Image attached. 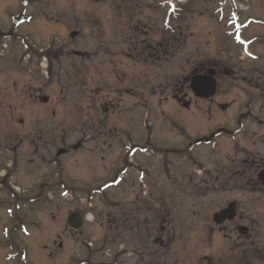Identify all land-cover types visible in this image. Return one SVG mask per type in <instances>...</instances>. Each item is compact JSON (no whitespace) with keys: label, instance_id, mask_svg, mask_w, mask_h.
<instances>
[{"label":"rangeland","instance_id":"obj_1","mask_svg":"<svg viewBox=\"0 0 264 264\" xmlns=\"http://www.w3.org/2000/svg\"><path fill=\"white\" fill-rule=\"evenodd\" d=\"M26 1L27 7L23 8L20 0H0V28L12 29L13 17L24 14L27 24L17 29L19 37L31 32L33 36L28 38L29 44L34 43V47L43 49L46 55V61H41L44 67L39 69L37 51L24 57L22 48L20 53L19 50L15 53L11 51L15 41H8L5 37L0 40V45H3L0 46L3 56L0 59V179L4 173H11L6 177L22 195L14 199L0 189V264H78L84 260V247H80V241L91 244L88 250L92 248L93 254L100 248V252L94 255L98 258L94 263L112 264L115 260H119L120 264H215L218 260L221 264L225 263L227 241L222 239L217 244L210 229L213 226L211 213L219 209L230 195L195 186L196 176L192 175L190 162L176 149H181L190 136L197 134L199 137L200 133L188 127L193 111H184L178 102H194L188 85L182 89L183 80L189 77L194 67L218 61L226 69L234 70L237 81L223 78L212 100L232 107L225 111L219 106L208 118L205 115L209 114L208 106L201 103L198 108L203 121L213 117V121L227 129L229 124L234 126L231 123L238 124L241 119L244 128L247 124L250 128L257 120L264 121L262 94L240 82L251 77L248 74L264 73V0H235V3L234 0H189L185 6L183 0H136L140 4L136 15L126 7V0ZM169 4H175L176 12L171 15L170 25L165 26L162 24L164 11ZM161 5H166L164 11ZM134 22H141L139 27L146 22L153 32L149 38L156 42L164 36L165 42H168L164 48H168L161 49L158 54L153 52L152 46L151 54L144 53L140 48L143 47L141 42L144 37L139 38L137 25H132ZM48 25H55V28L65 26V33L60 28L51 31ZM248 25L246 37L255 36L260 41L247 51L244 44L234 43L233 37L236 28ZM72 31L79 33L78 40L69 39L68 33ZM82 35L84 38L81 39ZM63 47L66 52L55 59L53 54L61 52ZM75 49L85 53L86 57H71L70 51ZM47 54H50L49 59ZM120 54L123 57L116 56ZM251 55L258 57L254 59ZM115 57L119 61L114 64ZM21 59L22 64L19 62ZM50 64L54 75L49 72ZM4 87L7 94L3 91ZM22 88L24 90L20 93ZM38 89L41 94L35 93L34 90ZM85 95L88 99L84 98ZM41 96L48 97L50 102L43 105ZM104 98L103 108L109 113L98 116L100 111L97 107ZM83 99L93 111V116H89V131L82 128L80 119L79 107ZM115 107V110L111 109ZM54 108L64 117L72 111L78 120L71 122L72 114L67 118L70 124L62 122L55 132L53 122H50ZM130 120L132 123L127 128L131 137L127 139V134L123 136L120 128H125L124 124ZM145 123L153 129V140L163 147L152 141L154 145L151 148L155 150L152 156L137 154L131 157L133 165L141 162L145 166L131 170L125 176V185L114 187L105 195L101 193L106 202L124 200L122 208L128 218L134 215L135 207L139 209L136 214L139 226L133 231L128 227L131 232L120 235L108 225L100 227L106 216V209L102 202L99 203L100 195L92 205L90 203L91 209L81 201L84 197H91L85 194L92 189L98 190L101 184L108 181L111 173L121 170L122 167L117 166L122 158L118 146L123 144L127 148L128 144L142 139L144 132H141V124ZM63 129H66L69 140L66 146L60 144ZM252 129L257 134L264 132L263 127ZM246 131L249 130H243L241 136ZM101 134L106 142L100 138ZM35 135H41L42 139L32 141L30 137ZM243 136L234 142L240 152L244 153L245 147L253 153L261 150L257 146L251 147ZM76 143L81 145L78 153L71 154L70 158H59L57 167L50 163L49 154L54 160L57 149L67 150L69 145ZM100 148L102 154L99 153ZM232 150L229 155L234 159L239 153ZM173 151L175 155L170 154ZM227 151L222 148L217 158L219 162ZM43 152L47 158L42 157ZM14 160L17 161V169L28 167L26 163L21 165V161L38 162L37 174L50 175L57 181V187L62 182L65 189L73 190V196L70 192L67 196V190H63L48 195L47 199L52 200L49 202L46 200L48 193L42 190L40 198L35 201L38 206L27 204L24 202L26 197L37 196L39 190H32L34 176L29 181H23L18 178L19 173L13 175ZM210 165L207 162L204 168ZM8 166L12 169H7ZM203 174V178L206 177L207 173ZM43 175L39 176L42 180ZM232 187V197L238 196L240 188L235 184ZM166 210L170 212L168 218L179 229L174 237H163L168 247L159 248L151 244L143 231V224L145 217L150 223ZM74 211L92 214L87 216L78 234L69 235L66 232L67 217ZM113 213L118 215V210ZM261 238H264V233H261ZM104 240L105 246L102 243ZM88 250H85L86 255L91 254ZM221 254L222 258L216 260L215 257ZM115 257L117 259L109 260Z\"/></svg>","mask_w":264,"mask_h":264},{"label":"flooded vegetation","instance_id":"obj_2","mask_svg":"<svg viewBox=\"0 0 264 264\" xmlns=\"http://www.w3.org/2000/svg\"><path fill=\"white\" fill-rule=\"evenodd\" d=\"M141 2V0H138ZM126 7L133 12L134 15L137 14L139 9H136L139 3L137 4L136 0H126ZM158 7V6H157ZM160 8V7H159ZM164 5H161V10H163ZM164 11V10H163ZM20 16V14L16 15ZM14 18V17H13ZM139 23H132V25H137L138 33L140 35L139 38L144 37V41L141 42L140 46L141 50L144 53H150L151 47L153 46V52L158 53L161 51V49H166L168 47L164 48V45L168 42H165V37H160L159 40L153 41V39H150L149 36L151 33V29L147 26L146 22H143V26L139 27ZM14 26V25H13ZM22 26L19 25L17 27H14L15 29H9V30H3L0 28V40L6 38V40L15 41L13 44V48L11 51L19 50V53L22 49L27 51H22V55L24 57L29 55V53L33 52L34 50L37 51L39 64L37 65L38 68L43 69L44 65L41 61H46V55L43 49H36L33 48V45H30L28 42V38L32 37L33 34L31 32L24 33L23 37H19L17 29ZM32 26V25H28ZM50 27L49 30L51 31H57L60 28V31L62 33H65V26H60L59 28H55V25H48ZM67 28V26H66ZM68 32V31H67ZM74 34V35H72ZM69 39L76 41L80 38V35L77 31H72L71 33H68ZM16 36V37H15ZM84 38V35L81 36V39ZM169 39V38H168ZM86 40V38H85ZM22 48V49H21ZM137 50V49H135ZM76 51L80 50H71V57H76L78 59H83L86 57L85 53L83 56L74 55ZM44 52V53H43ZM64 47L61 49V52L58 54H53L55 59L58 58V56H63L61 54L65 53ZM82 52V51H80ZM163 52V51H162ZM21 55V56H22ZM48 55V59L50 54ZM117 57H123L121 54ZM135 56V55H134ZM159 56V55H157ZM0 53V58H2ZM88 57V56H87ZM160 57V56H159ZM124 60V59H123ZM117 58H114V64L117 63ZM134 61V60H133ZM120 64V63H118ZM48 65H47V71H48ZM212 69L215 71V79L217 83V87L221 86L222 79H229L233 78L236 80L237 75L235 74L234 70L232 69H226L225 66L221 63L216 62H208L206 64H198V67H194V69L190 72L189 77L185 80H183V86L182 89H184L187 84L189 85L190 79L193 75H205L207 74L208 70ZM42 71V70H40ZM137 71V70H136ZM49 72L51 75L55 74V71L52 69V66L50 64ZM249 78H244L240 82L243 84L248 85V87L253 88L255 92L260 93L261 98L264 99V73H259L257 75H251L248 74ZM253 77H256L257 80H255ZM237 81V80H236ZM262 82V84H260ZM152 83V81H151ZM20 88V87H19ZM188 89V88H187ZM24 88L20 89L19 92L22 93ZM158 90H160V87H158ZM3 91H6L7 89L4 87ZM35 93H42L40 89L34 90ZM3 92V94H4ZM110 94V93H108ZM106 96H109V95ZM87 95L84 96L85 99H88ZM44 98H47L46 102H44ZM40 101L43 105H47L50 101L48 97L41 96ZM106 101L104 98L100 107H97L98 116L102 115V113H109V110H104L103 103ZM109 102L111 100H108ZM7 102V101H5ZM214 100H198L195 99L193 102V105L196 109H193V119H189L188 127L195 130L196 133H200V136L197 137V134L195 136H190V139L183 142L181 149H178L180 151L181 156L184 157V159L187 162H190V167L192 168V175L195 178V186L197 189L203 188L206 191L213 192L215 190L222 193H229L230 197H227L225 199V202L223 205L216 209L211 213V223L213 226L210 227L212 235L216 237L217 244L221 243L222 239L227 241L226 246L228 247L227 251V257L226 262L222 264H264V238H261V233H264V132L257 134L252 127H263L264 128V121L257 120L256 123L253 122L251 127H247L245 125V128L242 127V119L239 120L238 124L228 125L227 129L226 127H222L219 123L216 122V120L213 121V117L211 119H208L212 111L214 109L218 108L220 106L221 110H229L231 107L229 105L219 104ZM99 103V104H100ZM201 103L207 104L209 114L206 113L205 115L208 116L206 120L203 121V118L201 117V113H199V106H201ZM83 105V106H82ZM80 111V119L82 123V128H85V131L88 130L87 126L88 123H90L89 116L90 114L93 116V111L90 108V105L88 103L84 104V99L82 102ZM181 105V104H179ZM229 106V107H228ZM111 108L112 110L116 109ZM120 110V109H118ZM73 114V117H72ZM251 114V111L249 112ZM76 115V114H75ZM71 118V122L75 123L78 119L77 117L74 118V113L71 111V114L68 117L61 116L57 113L56 109L54 108V111L50 114V122H53V128L56 132L58 128L60 127V124L62 122H66L67 125L70 124V120L67 118ZM192 118V117H190ZM256 120V119H254ZM94 121V120H93ZM132 120L127 121L124 127L120 128V132H123L124 134H129L128 132V126L131 125ZM242 124V125H241ZM144 126H147V124H143ZM227 126V125H226ZM117 130V129H116ZM243 130H249L246 131L245 135L243 136L245 139L244 141H247L248 144L251 147H259L261 150L258 152H251V150H248V147H245V151L240 152L239 146L236 144V140H241V134H243ZM89 131V130H88ZM259 131V129H258ZM141 132L143 133V129L141 128ZM184 135H187L185 131L183 130ZM218 133V134H217ZM59 135V134H58ZM61 135H63V139L60 141V144L66 146L68 140V137L66 135V129L62 130ZM57 134L53 137V140L55 141ZM239 137V139H237ZM33 140L36 139V141H40L41 135H35L34 137H30ZM101 139H103L106 142L105 137H103V134L100 136ZM236 139V140H235ZM101 140L102 145L105 146L104 141ZM203 140L204 142L197 143L196 141ZM120 144V142H119ZM78 147H81V145L78 143ZM148 145V143H147ZM111 146V144H109ZM69 148L72 147V145L68 146ZM235 147V148H234ZM222 148L228 149L226 154L224 155V159H222L220 162L217 160L218 156H220V152L222 151ZM99 153H103L102 148H100ZM119 149V146H118ZM234 151H237L238 157L234 158L229 155L230 153ZM64 151L63 157H72L71 151H67L66 149H62ZM81 149L78 148L75 151L79 152ZM38 151V150H35ZM47 153V152H46ZM243 153V154H242ZM50 157V163H56L57 160L56 157L54 160H52V156L49 154ZM57 156V155H56ZM2 155L0 154V162L2 161ZM42 157L47 158L46 154L43 152ZM58 157V156H57ZM16 159V157H14ZM101 160H104V156L102 155ZM14 171L15 174L19 173L18 178L23 181H29L33 176V180L31 182V185L36 184L35 179L38 178L41 174H44L43 176H47L45 173L39 172L37 174L36 169H39V166L36 161L26 162L21 161V165L27 164L28 167H21L19 169L15 168V166H18L17 161L14 160ZM41 161H45L41 160ZM209 162L211 165L208 168H204L205 163ZM32 163L34 165H32ZM226 163V165H224ZM80 166V164H79ZM135 166V165H134ZM125 168V171L129 170V165L125 164L123 166ZM137 167V166H136ZM130 168H133V165L130 166ZM203 173H207L206 177L203 178ZM196 174H200L197 176ZM262 176H259V175ZM8 178L6 175H2V179H0V188H4L6 185H9L11 183H7ZM43 185H47L45 181H41ZM237 185L240 190L238 191L239 195L236 197H232V186ZM53 186V183L50 184ZM253 195L252 197H246V195ZM247 195V196H248ZM204 196V195H203ZM132 202V201H131ZM133 204V203H132ZM116 208H118V215H111L107 214L104 219L101 221V227H106V225L109 226V228H115V232H119L121 234L129 233L136 229L139 225H137V216L136 214L139 212V209L135 207L134 215L130 218H128L125 215V212L123 211V208L121 207V203L118 202L115 205ZM222 211H226V218H222L221 216H218L217 218L214 217V215L219 214ZM170 216L169 212L163 213L159 216H156L155 221H150L145 217L144 219V233L147 237L150 238L152 245H157L159 248L168 247L169 245L165 244L163 237H174L177 233V230L179 229L177 225H174L173 220L169 219ZM216 218V221H215ZM220 221V222H217ZM157 222V223H156ZM173 224V225H172ZM128 227L131 228V231L128 230ZM223 254V253H222ZM222 254L219 256H216V260L219 258H222ZM214 257L212 258L213 261ZM221 262V260H218ZM216 261L215 264H221L220 262ZM150 264H153V262H150Z\"/></svg>","mask_w":264,"mask_h":264},{"label":"water","instance_id":"obj_3","mask_svg":"<svg viewBox=\"0 0 264 264\" xmlns=\"http://www.w3.org/2000/svg\"><path fill=\"white\" fill-rule=\"evenodd\" d=\"M21 21L22 19H17L15 20V24L17 25ZM207 74H208L207 76H194L191 80L190 89L196 98L209 99L216 92V82H215V79L213 78L214 71L209 70ZM226 213L227 212H222L221 214L215 215V217L217 218L218 216H221L224 219L227 217ZM216 218H215V221H216ZM217 222H220V221H217ZM68 224L73 229L80 228L82 224L81 215L80 214L71 215L68 219Z\"/></svg>","mask_w":264,"mask_h":264},{"label":"bare ground","instance_id":"obj_4","mask_svg":"<svg viewBox=\"0 0 264 264\" xmlns=\"http://www.w3.org/2000/svg\"><path fill=\"white\" fill-rule=\"evenodd\" d=\"M183 1H185V0H183Z\"/></svg>","mask_w":264,"mask_h":264}]
</instances>
